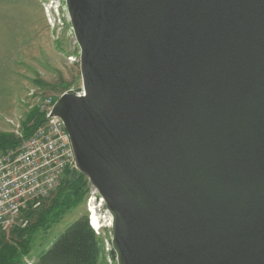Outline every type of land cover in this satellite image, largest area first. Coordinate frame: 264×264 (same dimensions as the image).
<instances>
[{
	"label": "water",
	"instance_id": "1",
	"mask_svg": "<svg viewBox=\"0 0 264 264\" xmlns=\"http://www.w3.org/2000/svg\"><path fill=\"white\" fill-rule=\"evenodd\" d=\"M59 117L117 264H264V0H65Z\"/></svg>",
	"mask_w": 264,
	"mask_h": 264
},
{
	"label": "rangeland",
	"instance_id": "2",
	"mask_svg": "<svg viewBox=\"0 0 264 264\" xmlns=\"http://www.w3.org/2000/svg\"><path fill=\"white\" fill-rule=\"evenodd\" d=\"M79 87V47L68 27L55 38L44 17L40 0H0V134L16 137L13 132L15 125L19 123L22 130L27 114L33 108L37 109L33 97L56 100L63 92ZM58 186L46 200L45 207L51 204ZM90 196L87 182L82 202L50 221L48 226L35 224L40 209L23 210L22 213L28 215L27 225H36L29 237L28 252L23 253L18 246L19 231L0 230L1 242L18 246L17 251L22 252L19 264H39V255L50 247L56 236L77 219L85 217L98 240V264H117L111 245L110 213L105 204L98 207V198L91 205L88 202ZM93 206L97 209V224L89 220V209ZM24 236L20 241H24Z\"/></svg>",
	"mask_w": 264,
	"mask_h": 264
},
{
	"label": "built area",
	"instance_id": "3",
	"mask_svg": "<svg viewBox=\"0 0 264 264\" xmlns=\"http://www.w3.org/2000/svg\"><path fill=\"white\" fill-rule=\"evenodd\" d=\"M40 4L55 38L67 27L73 34L65 0H40ZM33 98L38 112L43 115L42 123L27 137L23 136L17 123L13 132L18 143L0 149L1 231H9L15 226L26 227L28 218L22 211L41 209L61 183L65 172L76 167L64 124L59 117L50 115L55 100L50 97ZM89 190L88 202L92 205L98 198V207H103L102 197L91 184ZM93 209L96 208L93 206ZM89 210L92 223L93 212L91 208Z\"/></svg>",
	"mask_w": 264,
	"mask_h": 264
},
{
	"label": "trees",
	"instance_id": "4",
	"mask_svg": "<svg viewBox=\"0 0 264 264\" xmlns=\"http://www.w3.org/2000/svg\"><path fill=\"white\" fill-rule=\"evenodd\" d=\"M43 120V115L33 108L26 119L22 122L23 136H29ZM18 143L16 137L10 134H0V149H6ZM87 179L79 174L67 170L65 176L58 186L57 193L49 206L45 205L40 209L39 214L34 218L37 226H48L50 221L61 217L65 212L77 207L83 200ZM45 207V208H44ZM43 209V210H42ZM31 211H28L30 213ZM28 218L26 215H24ZM31 220V219H30ZM36 225L18 228V246L23 253L28 252L30 247L29 237L35 230ZM24 241H20L24 234ZM22 238V239H20ZM0 237V264H19L21 262V251H17V245L2 243ZM17 246V247H18ZM99 246L92 229L89 227L85 217L79 218L68 225L59 235L56 236L50 247L39 255V264H98Z\"/></svg>",
	"mask_w": 264,
	"mask_h": 264
},
{
	"label": "bare ground",
	"instance_id": "5",
	"mask_svg": "<svg viewBox=\"0 0 264 264\" xmlns=\"http://www.w3.org/2000/svg\"><path fill=\"white\" fill-rule=\"evenodd\" d=\"M91 211L93 212L92 213V222L96 223L97 224V221H98V216H97V213H96V209H93L91 208ZM109 222L111 221V215H109Z\"/></svg>",
	"mask_w": 264,
	"mask_h": 264
},
{
	"label": "crops",
	"instance_id": "6",
	"mask_svg": "<svg viewBox=\"0 0 264 264\" xmlns=\"http://www.w3.org/2000/svg\"><path fill=\"white\" fill-rule=\"evenodd\" d=\"M18 228H21V227H18V226H15V227H13L12 229H10L11 231L13 230V231H16V229H18Z\"/></svg>",
	"mask_w": 264,
	"mask_h": 264
}]
</instances>
